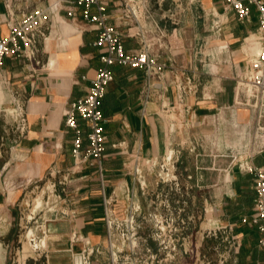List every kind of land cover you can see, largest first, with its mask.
<instances>
[{"label":"crops","instance_id":"crops-1","mask_svg":"<svg viewBox=\"0 0 264 264\" xmlns=\"http://www.w3.org/2000/svg\"><path fill=\"white\" fill-rule=\"evenodd\" d=\"M51 1L12 0L10 13L5 0H0V39L10 32L9 18L37 6L46 9ZM100 1L106 3L107 21L121 32L125 51L139 48L143 38L166 69L160 88L143 99L147 81L143 69L110 67L113 80L99 104L106 136L103 184L94 163L71 175L67 184L81 233L91 245L104 241V196L110 197L119 213L130 204L148 212L163 211L162 204L168 203L172 210H181L187 239L203 238L210 209L215 223L232 225V234L241 243L227 264H264L259 232L250 222L241 221L252 211L255 190L253 174L239 165L247 160L264 169V148L256 138L252 110L231 106L236 76L245 72L247 54L256 49L242 41L256 31V8L249 6L250 16L244 22L229 13L223 28L216 30L213 14L222 9L221 0H145L146 10L137 18L122 15V0ZM69 8L66 3L49 13L44 37L38 38L36 46L39 64L30 66L25 58L15 56H6L0 64V96L7 107L22 105L27 123L22 131L14 119L0 120L1 157L5 148L0 167V228L6 233L5 246L18 240V224L10 208L18 198L14 194H21L23 184L47 179L49 170L72 164L73 133L65 126L64 111L86 93L101 65V50L94 44L98 30L81 19L79 8H75L77 17L70 18ZM186 76L196 92L187 96L189 109L180 117L168 104L175 100V80L185 83ZM179 118L185 122L182 126ZM78 122L86 128L83 120ZM169 151L175 182H160L157 167L147 171L142 164L141 178L133 172L134 155L160 162ZM40 225L47 232V260L28 257L26 264H71L67 236L71 223L46 218ZM144 225L141 234L147 237L150 222ZM37 231L40 235V228ZM105 256H95L94 264H104Z\"/></svg>","mask_w":264,"mask_h":264},{"label":"built area","instance_id":"built-area-1","mask_svg":"<svg viewBox=\"0 0 264 264\" xmlns=\"http://www.w3.org/2000/svg\"><path fill=\"white\" fill-rule=\"evenodd\" d=\"M122 15L137 18L146 10L145 0H122ZM66 3H70L67 15L75 19L77 17L75 8H79L81 19L95 25L98 30L94 44L101 50V65L96 69L86 93L71 101L64 111V123L67 129L73 133L71 141V153L73 162L64 170H49L45 182H50V187L55 204L50 208L47 218L66 219L71 223L68 232L69 248L71 253V264H94L97 255L105 253L104 264H160L162 260L176 251V241H185L187 236L183 235L185 219L181 216V210H172L168 203H163V211L148 212L139 204H130L120 213L114 209L110 197L103 198V221L105 227V238L101 243L89 244L76 223L78 209L74 207L73 200L69 198L67 184L71 175L80 172L88 164H95L101 184H103V173L101 161L105 152V131L104 116L100 108V100L106 92L107 85L113 80V73L110 67L113 64L127 65L131 68L144 70L147 81L142 90L143 99H149L154 90L159 89L158 82L162 78L166 64L157 60L150 50V44L141 38V46L131 51H125L121 32L113 24H110L108 14L105 12L106 3L100 0H52L47 8L40 6L28 11L21 12L17 18H9L8 36L0 39V64L6 56L25 58L30 66L39 64L36 57L38 38L44 37V26L49 19V13L57 11ZM222 9L214 12L213 25L216 30H221L227 21L228 14L232 13L235 20L244 22L250 16L249 6L253 5L257 11V28L252 34L243 38V43L254 44L255 51L247 54V67L245 72L237 74L234 86L232 107H244L252 110L254 114V127L256 138L260 147L264 148V0H221ZM7 10L12 12V0H5ZM95 8V11L92 8ZM186 82L175 80L176 96L173 103L168 104L171 111L176 110L178 116H182L184 110H188L186 99L194 95L195 84L190 76L185 77ZM157 82V83H156ZM180 106H183L181 109ZM14 120L20 124V130L26 126V118L22 105L15 103L10 111ZM78 119L85 122L83 128ZM185 122L179 118L178 126ZM172 152L165 155L160 162L151 159H141L137 154L132 161L133 172L138 178L142 177L144 165L147 171H153L156 167L157 177L161 182H175L176 176L172 173ZM90 162V163H89ZM241 168L253 174V187L255 197L252 211L249 215L241 218L242 222H250L255 225L260 233L258 245L264 248V169L248 163L247 160L239 162ZM130 166V164L128 165ZM60 185V190L56 189ZM140 186L145 181L139 182ZM49 198V196H48ZM58 202L61 206H58ZM214 215V214H213ZM46 219V218H44ZM44 219L42 221H44ZM215 219V216H214ZM150 222L149 234L147 237L141 234L145 228L144 223ZM41 223V222H40ZM41 234L35 235L32 229L26 230L24 238L29 244L30 253L17 255L12 264H26L28 257L34 259H45L48 257L46 243L47 232L40 224ZM224 230L226 238L230 242L234 252L240 246V240L233 233L230 224L216 223L213 235ZM147 239L156 240L162 244L165 240L170 244L164 245L161 250H166L164 259H159L158 254L144 242ZM83 242L77 249L73 244ZM172 242V244H171ZM187 249L184 248V252Z\"/></svg>","mask_w":264,"mask_h":264},{"label":"rangeland","instance_id":"rangeland-1","mask_svg":"<svg viewBox=\"0 0 264 264\" xmlns=\"http://www.w3.org/2000/svg\"><path fill=\"white\" fill-rule=\"evenodd\" d=\"M5 97L0 96V120H13L14 114L9 112L11 106L7 107L5 104ZM6 108H10L6 111ZM13 109V108H12ZM4 147L1 149L2 157L0 156V167L4 161ZM156 178L159 179V177ZM46 179L31 181L28 184H23L19 192L15 193L14 196L18 197L10 207L14 211V218L17 222L18 240L9 242L8 246L2 243V237L5 236V230L0 228V260H4V264H12L16 259L17 255L22 253H30V247L24 233L28 229H32L35 235H38V231L35 226L47 218L50 214V208L55 204L53 197L50 196L52 193L50 182H44ZM161 182V181H160ZM163 184L166 182H162ZM61 184H56V189L60 190ZM49 196V198H48ZM61 204L58 202V206ZM8 212V209H4ZM10 211V210H9ZM214 215L212 210H206V218L204 220V231L203 238L191 236L190 239L185 241H176V251L168 257V260L164 259L166 250L163 251L161 248L170 244V241L165 240L162 244L158 241L147 239L144 243L152 247V249L158 254V258L161 259L160 264H227L230 255L233 252L230 242H228L226 235L227 232L224 230L219 231L216 236L213 235V229L215 227ZM172 244V242H171ZM184 248L187 249L184 252ZM5 256V259H3Z\"/></svg>","mask_w":264,"mask_h":264},{"label":"trees","instance_id":"trees-1","mask_svg":"<svg viewBox=\"0 0 264 264\" xmlns=\"http://www.w3.org/2000/svg\"><path fill=\"white\" fill-rule=\"evenodd\" d=\"M253 225V224H252ZM255 227V225H253ZM256 228V227H255ZM258 231V230H257ZM260 234V233H259Z\"/></svg>","mask_w":264,"mask_h":264},{"label":"bare ground","instance_id":"bare-ground-1","mask_svg":"<svg viewBox=\"0 0 264 264\" xmlns=\"http://www.w3.org/2000/svg\"><path fill=\"white\" fill-rule=\"evenodd\" d=\"M166 141V140H165ZM170 152V151H169Z\"/></svg>","mask_w":264,"mask_h":264}]
</instances>
